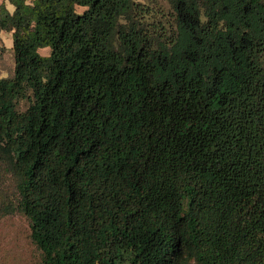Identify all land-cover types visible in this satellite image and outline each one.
Instances as JSON below:
<instances>
[{"label":"trees","instance_id":"16d2710c","mask_svg":"<svg viewBox=\"0 0 264 264\" xmlns=\"http://www.w3.org/2000/svg\"><path fill=\"white\" fill-rule=\"evenodd\" d=\"M7 1L0 216L39 264H264V0Z\"/></svg>","mask_w":264,"mask_h":264},{"label":"rangeland","instance_id":"374dc122","mask_svg":"<svg viewBox=\"0 0 264 264\" xmlns=\"http://www.w3.org/2000/svg\"><path fill=\"white\" fill-rule=\"evenodd\" d=\"M31 1V0H27ZM11 11L13 7L7 0L0 3ZM78 12L82 7H76ZM41 55H48L49 48L39 49ZM14 57L12 51L11 32H0V78L9 77L13 74ZM28 105L26 100L17 103L18 110H24ZM0 189L5 192L7 199H14V185L11 178H6L0 184ZM1 195V194H0ZM1 199V196H0ZM28 220L19 212L0 216V264H39V252L29 237Z\"/></svg>","mask_w":264,"mask_h":264}]
</instances>
